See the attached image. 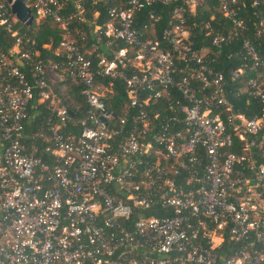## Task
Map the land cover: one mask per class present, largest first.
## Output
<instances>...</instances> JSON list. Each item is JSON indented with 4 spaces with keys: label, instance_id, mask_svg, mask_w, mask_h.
<instances>
[{
    "label": "built area",
    "instance_id": "built-area-1",
    "mask_svg": "<svg viewBox=\"0 0 264 264\" xmlns=\"http://www.w3.org/2000/svg\"><path fill=\"white\" fill-rule=\"evenodd\" d=\"M13 1L0 0V264H264V17L251 39L245 0H22L31 25L59 31L37 48ZM201 7L230 31L205 23L195 49Z\"/></svg>",
    "mask_w": 264,
    "mask_h": 264
},
{
    "label": "trees",
    "instance_id": "trees-1",
    "mask_svg": "<svg viewBox=\"0 0 264 264\" xmlns=\"http://www.w3.org/2000/svg\"><path fill=\"white\" fill-rule=\"evenodd\" d=\"M248 1L249 0H245L246 5L244 7L242 18L246 22L248 20L247 25L249 27V36H251V39H252L251 28H252V23L255 22V16L261 15L262 17H264V0H262L261 3H259L257 6L252 7V8L249 7ZM207 5L209 6L210 4L207 3ZM205 6L206 5L204 4V7ZM169 8L170 7L163 8L164 12H163L161 21L159 22V24L157 26V34H159L160 30L166 25L165 24V22H166L165 12ZM143 14H144V12H143ZM210 17H212V19H210ZM192 20L194 22V26L190 28L189 39L192 41L193 47L195 49H198L202 46H208V44H209L210 37H204V32L206 30L203 29V25L205 23H208L209 28L212 32L217 31L219 33L225 34V33L230 31V27L228 26V24H226L224 21H222L219 18L218 14H216L212 9L210 12H206L203 9V7L198 8L196 10V15L194 17H192ZM19 31L21 33H25L27 37L34 40L35 44L37 45V48H39L42 44H50L51 46H55L57 41H58L59 31L55 27H53L50 23L42 22L39 24H34V22H33L31 25V28L29 30L26 29L24 26H20ZM257 42L260 43V45L257 49L259 50L261 55H264V41L253 40L254 45H256ZM9 46H10V39H8V38L4 39L2 36H0V48L2 50H6V48ZM220 59H222V57ZM228 66H229V68L234 67V63H231L230 65H226L225 69ZM67 89H68L67 94H68L70 100H72L73 104L68 105L66 103H63V105L65 106V108L67 110H70L73 113H74L73 107L78 106L79 109L76 113H79L80 115H82L85 107H84L82 98L78 94V88L70 86ZM112 90L114 91V97H113L111 103H112V107H113V113H115L117 115L118 114L117 113L118 105H120L124 102L123 88H122L121 84L113 82L112 83ZM244 97L241 98L243 101L245 100ZM79 114L74 113V116L75 117L77 115L79 116ZM245 114L247 115V113H245ZM43 116H45V114ZM43 116H41V117H43Z\"/></svg>",
    "mask_w": 264,
    "mask_h": 264
},
{
    "label": "water",
    "instance_id": "water-1",
    "mask_svg": "<svg viewBox=\"0 0 264 264\" xmlns=\"http://www.w3.org/2000/svg\"><path fill=\"white\" fill-rule=\"evenodd\" d=\"M5 1L9 3L10 0ZM10 10L20 23L30 29L31 17L29 15V10L24 6L22 0H14L10 6Z\"/></svg>",
    "mask_w": 264,
    "mask_h": 264
}]
</instances>
